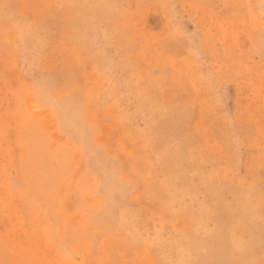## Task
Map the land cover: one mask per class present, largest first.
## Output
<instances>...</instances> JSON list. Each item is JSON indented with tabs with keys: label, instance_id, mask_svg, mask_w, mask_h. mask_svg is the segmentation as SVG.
Here are the masks:
<instances>
[{
	"label": "rangeland",
	"instance_id": "374dc122",
	"mask_svg": "<svg viewBox=\"0 0 264 264\" xmlns=\"http://www.w3.org/2000/svg\"><path fill=\"white\" fill-rule=\"evenodd\" d=\"M0 264H264V0H0Z\"/></svg>",
	"mask_w": 264,
	"mask_h": 264
}]
</instances>
